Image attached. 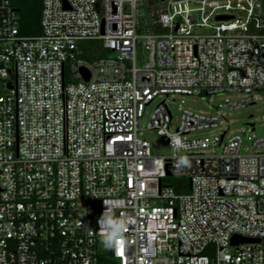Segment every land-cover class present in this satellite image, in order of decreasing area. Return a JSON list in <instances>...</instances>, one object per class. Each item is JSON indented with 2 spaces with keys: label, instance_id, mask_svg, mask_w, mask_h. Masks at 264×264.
Returning <instances> with one entry per match:
<instances>
[{
  "label": "built area",
  "instance_id": "obj_1",
  "mask_svg": "<svg viewBox=\"0 0 264 264\" xmlns=\"http://www.w3.org/2000/svg\"><path fill=\"white\" fill-rule=\"evenodd\" d=\"M158 1L160 33L138 32L144 0H43L41 33L23 35L0 0V264H264V138L242 153L188 109L174 126L167 99L146 116L171 95L256 104L262 0ZM86 41L104 56L83 58ZM148 131L172 153L153 155ZM104 201L127 224L119 257L100 243Z\"/></svg>",
  "mask_w": 264,
  "mask_h": 264
},
{
  "label": "rangeland",
  "instance_id": "obj_2",
  "mask_svg": "<svg viewBox=\"0 0 264 264\" xmlns=\"http://www.w3.org/2000/svg\"><path fill=\"white\" fill-rule=\"evenodd\" d=\"M155 1L159 2L158 0ZM152 2H154V0H144L142 6L147 8ZM141 42H143V40H141ZM84 44L90 43L86 42ZM139 53H142L141 49H139ZM102 56L104 55H101V57ZM260 95L261 98H257L256 104L235 110L220 109L219 104L224 103L226 100L232 101L240 98V95L237 93H225L212 96H207L205 94L192 96H162L157 98L153 104L148 107L146 116L149 117L155 106L164 99H167V104L172 111L174 126H176L180 120L182 111L186 109L194 112H205L216 115L219 117V132L228 130L229 135H240L243 140L242 153H247L254 148L253 142L264 138V94L261 93ZM253 125L255 127H253ZM145 135L150 142L153 155L168 156L172 153L170 146L161 136L152 131L146 132ZM249 137H251V139H249ZM259 150L264 151V146L260 147ZM168 180L172 182L175 179L170 178ZM184 182L188 184L189 180L184 179Z\"/></svg>",
  "mask_w": 264,
  "mask_h": 264
},
{
  "label": "trees",
  "instance_id": "obj_3",
  "mask_svg": "<svg viewBox=\"0 0 264 264\" xmlns=\"http://www.w3.org/2000/svg\"><path fill=\"white\" fill-rule=\"evenodd\" d=\"M263 3V15H264V0ZM12 4L18 10L21 33L23 35H38L41 33V14L43 8V0H12ZM152 8L148 6L144 8L140 6L139 15V29L141 33H160L162 30L158 25L154 23V17L151 14ZM90 44H84V43ZM81 45L84 47L83 58L88 60H94L104 55L100 44L98 42L86 41Z\"/></svg>",
  "mask_w": 264,
  "mask_h": 264
},
{
  "label": "clouds",
  "instance_id": "obj_4",
  "mask_svg": "<svg viewBox=\"0 0 264 264\" xmlns=\"http://www.w3.org/2000/svg\"><path fill=\"white\" fill-rule=\"evenodd\" d=\"M171 143L178 150L187 148V145L178 137L171 138ZM191 166L188 156H179L174 167L179 170ZM105 211L102 213L97 223L99 225L100 243L107 251H112L116 256H121L127 244L124 233L127 231V224L123 218L116 217L114 207L118 206L113 201H104Z\"/></svg>",
  "mask_w": 264,
  "mask_h": 264
},
{
  "label": "water",
  "instance_id": "obj_5",
  "mask_svg": "<svg viewBox=\"0 0 264 264\" xmlns=\"http://www.w3.org/2000/svg\"><path fill=\"white\" fill-rule=\"evenodd\" d=\"M18 11V10H17ZM221 18H224V17H220L219 19H221ZM225 18H227V17H225ZM82 72L84 73V75H85V80L86 81H88V79H89V74H88V72L85 70V69H83L82 70ZM239 242H251V240L250 239H245V238H238V237H235V238H233V240H232V243L233 244H238Z\"/></svg>",
  "mask_w": 264,
  "mask_h": 264
}]
</instances>
